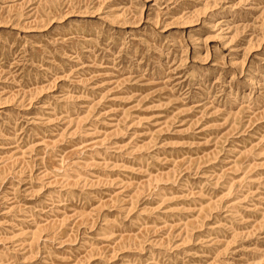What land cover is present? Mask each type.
I'll return each instance as SVG.
<instances>
[{
  "label": "rangeland",
  "instance_id": "rangeland-1",
  "mask_svg": "<svg viewBox=\"0 0 264 264\" xmlns=\"http://www.w3.org/2000/svg\"><path fill=\"white\" fill-rule=\"evenodd\" d=\"M0 264H264V0H0Z\"/></svg>",
  "mask_w": 264,
  "mask_h": 264
}]
</instances>
